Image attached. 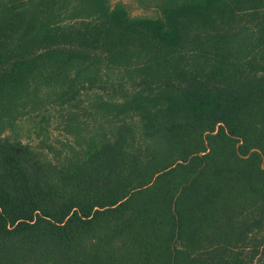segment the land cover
I'll return each mask as SVG.
<instances>
[{
  "label": "trees",
  "instance_id": "trees-1",
  "mask_svg": "<svg viewBox=\"0 0 264 264\" xmlns=\"http://www.w3.org/2000/svg\"><path fill=\"white\" fill-rule=\"evenodd\" d=\"M48 107L78 161L3 136ZM0 264H264V0H0Z\"/></svg>",
  "mask_w": 264,
  "mask_h": 264
},
{
  "label": "rangeland",
  "instance_id": "rangeland-1",
  "mask_svg": "<svg viewBox=\"0 0 264 264\" xmlns=\"http://www.w3.org/2000/svg\"><path fill=\"white\" fill-rule=\"evenodd\" d=\"M112 8L116 5L125 10L131 18H156L161 13L164 0H106ZM81 114V112H80ZM53 107L15 119L5 130L3 136L10 140H20L36 147L54 161L72 158L75 162L89 147L85 138L102 130L92 119L80 117L81 125L76 132L65 128V122ZM136 123V119L134 120ZM84 123H87L84 125ZM76 125L74 124L73 127ZM108 128L106 122L103 123Z\"/></svg>",
  "mask_w": 264,
  "mask_h": 264
}]
</instances>
